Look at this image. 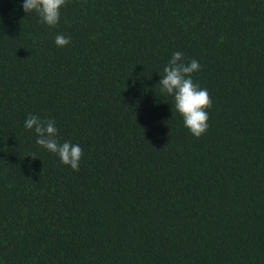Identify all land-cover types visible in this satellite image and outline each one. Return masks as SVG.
<instances>
[{
  "label": "trees",
  "instance_id": "16d2710c",
  "mask_svg": "<svg viewBox=\"0 0 264 264\" xmlns=\"http://www.w3.org/2000/svg\"><path fill=\"white\" fill-rule=\"evenodd\" d=\"M22 3L0 0V264H264V0H67L55 26ZM176 51L213 101L199 138L160 92Z\"/></svg>",
  "mask_w": 264,
  "mask_h": 264
},
{
  "label": "clouds",
  "instance_id": "9594fccd",
  "mask_svg": "<svg viewBox=\"0 0 264 264\" xmlns=\"http://www.w3.org/2000/svg\"><path fill=\"white\" fill-rule=\"evenodd\" d=\"M66 3L67 0H23L22 8L27 14H38L41 23L55 26L60 21L61 8ZM70 40V37L63 34L55 37L58 47L67 46ZM200 68L201 65L196 59L185 62L184 54L176 51L163 68V74H160L162 78L158 82L160 92L174 98L175 111L183 117L185 127L197 138L209 128L210 116L207 109L213 104L209 91L193 80V73L198 72ZM24 127L35 131L37 145L57 154L64 165L79 170L83 149L71 141H59L55 120L41 119L37 115L29 114L24 121Z\"/></svg>",
  "mask_w": 264,
  "mask_h": 264
}]
</instances>
